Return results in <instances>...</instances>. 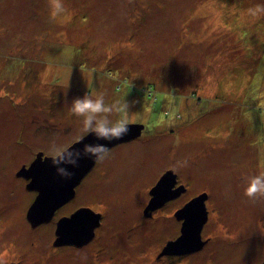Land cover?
Listing matches in <instances>:
<instances>
[{
	"label": "rangeland",
	"instance_id": "374dc122",
	"mask_svg": "<svg viewBox=\"0 0 264 264\" xmlns=\"http://www.w3.org/2000/svg\"><path fill=\"white\" fill-rule=\"evenodd\" d=\"M64 5L66 12L52 21L48 0H0V165L22 169L39 151L49 156L50 140L72 145L88 135L69 104L86 92L102 93L108 105H128L129 123L145 125L142 136L109 148L96 178L83 184L80 202L74 199L57 218L90 205L103 217L101 241L142 244L147 253L146 244L163 245L178 229L172 215L143 216L151 190L165 170L187 160L175 170L189 192L165 210L206 193V236L216 241L221 260L247 259L249 244H259L254 240L264 234V201L250 202L241 185L243 176L264 171V12L252 14L264 0ZM12 180L0 167V220L15 212L14 227L33 226L32 195L21 179ZM16 234L23 239L12 257L19 260L30 235L24 229ZM103 242L100 247H108ZM74 247L55 248L43 236L28 255L40 264H65L75 256L112 264L102 251L79 255Z\"/></svg>",
	"mask_w": 264,
	"mask_h": 264
},
{
	"label": "water",
	"instance_id": "95a60500",
	"mask_svg": "<svg viewBox=\"0 0 264 264\" xmlns=\"http://www.w3.org/2000/svg\"><path fill=\"white\" fill-rule=\"evenodd\" d=\"M129 132L119 140L99 141L107 144L109 148L120 141L137 138L141 135L145 125L141 123H129ZM96 142L92 135H86L75 142L76 148H82L85 143ZM96 162L90 158H84L79 166L72 169L74 175L71 179H64L57 175L55 167L51 164L49 156L39 152L29 167H23L19 173L25 175L30 182L29 189L38 192L34 202L28 210V218L33 225L48 221L55 211L75 197V189L92 170ZM177 174L171 169L162 175L157 184L151 190L152 198L146 209L149 215L155 209L162 207L167 201L176 198L184 190V186L173 189ZM207 194L203 193L189 200L176 215L184 219L181 235L169 241L165 252L188 253L203 247L202 230L208 221V209L206 205ZM101 214L90 207H81L68 217L61 218L57 223V244L83 245L91 241L95 235V229L101 223Z\"/></svg>",
	"mask_w": 264,
	"mask_h": 264
},
{
	"label": "flooded vegetation",
	"instance_id": "af4514ba",
	"mask_svg": "<svg viewBox=\"0 0 264 264\" xmlns=\"http://www.w3.org/2000/svg\"><path fill=\"white\" fill-rule=\"evenodd\" d=\"M141 136L142 135H140L139 137L134 138V139L135 140L140 139ZM79 139H77V140H79ZM77 140H75L74 142H76ZM39 152H42V151H39ZM37 154L33 157V159L30 162L23 163L22 168L23 167H29L31 165V163L34 161V159L36 158ZM44 156H46L45 153H44ZM12 157L13 156H11L10 158H12ZM98 164H100V163H96L93 170L87 176H85V178L81 181V183L76 187L75 197L72 198L70 201H68L66 204L59 207L55 211L52 218L49 219L48 221H45V222H42V223H39V224H36L33 226L30 225V227L26 226V228H25L24 224H23L24 226L18 225L17 227L16 226L14 227V225L12 224V221L14 222L15 218L12 221H10V219L14 214H16L15 212L9 213V215H8L9 221L6 220V218L3 221L0 220V264H40L38 259L34 260V258L31 255L30 256L28 255V253H29L28 250L32 245L40 243L43 236H46V237L48 236L49 243L51 245L55 246V248H59V246H62V245H59L56 243V241L58 239V235H57V223H58V221L63 217L70 216L72 213H74L75 211H77L81 207H90L91 209H92V207L90 205H86V204L82 203L75 208L74 212H71L68 215H62L59 218H57V216L64 206L72 205L73 204L72 202H74V199H75V204L78 201L80 202V198H81V196H79L80 190L83 187V184L87 180H89L90 178L91 179L96 178L95 168L98 166ZM0 167L4 173L13 177L12 181H16L19 179L25 180V182L24 181L22 182L21 180H19L18 182L20 185H22V183H23V185L26 187L28 192L31 193L32 200L29 203H31V205H32V203L34 202L38 192L35 190L29 189L28 184L30 182V179H28L25 175H20V176L18 175L19 179L15 178L17 173L19 172V169H21V165L19 168H17V167H14L12 165H9L7 162H4L0 165ZM171 169L177 174V178H176L177 181H176V184H175L173 189H176L177 187L182 185V186H184L185 190L176 198L167 201L162 207L155 209L152 212L150 211L149 215H147L146 212H143V216L147 220H153L159 214L164 216V217L165 216L169 217L172 215L171 217L174 219L175 223L177 224L178 229L176 230L177 227L175 225L174 228L176 231L173 232V234L165 240V242H166L165 244L157 245L155 247H153L151 244H146L147 247L145 249L148 250L147 253H143L144 246L142 244L135 245V244H132L128 241L122 242L118 245L112 244L113 246H110V245L106 244L105 242L101 241V239H100L102 236L99 234V232H100L99 230L101 228V225L103 224L102 223L103 217H101V223L95 229V235L91 241H89L83 245H80V246L73 244V246H75L74 247L75 252H76L75 254L81 255V253H84L88 249H89L88 251H90V253H94V254L100 253L102 251L104 258H106L108 263H112V264H145V263L146 264H156L157 262H159L161 264V261H163L165 264H175V262L180 261V259L182 261H184L183 264H264V234H262V237L259 238V241H258V239L254 240L255 242H259V244H256V243L249 244L250 245V252H249L250 255L247 257V259H246V257H243V261H240L239 258H233V259H230L229 261L223 260V259L221 260V256H220L221 250H220L219 246L216 244V241L212 240L211 237L206 236L207 234H205V229H206L205 226L207 223L204 225L203 230H202V239L205 243L201 249L193 251V252H188V253H175L174 254V253H171L170 251L165 252V247H166L167 243L169 241L176 240L181 235V229L183 226L184 219H179L176 215V212L179 211L180 209H182V207L189 200H191V198L189 200H186V202L183 205H181L178 209H174L173 211L165 210V207H167L168 205L174 204L175 201L182 199L183 196H185L189 192L188 183L184 182L182 180L179 172H177L173 168H169V169L165 170L159 176L158 181L164 173H166L168 170H171ZM92 175H93V177H92ZM83 193L87 194V192L84 190V188H83ZM150 199H151V194L149 196L148 201H150ZM76 200H78V201H76ZM70 203H72V204H70ZM165 212H168V213L164 214ZM18 221H19V219H18ZM21 229H24V231L26 233L25 234L26 238H27V235H30L28 238L30 240L28 241V245H25V244L21 245V247L24 248V250H26V251L23 253L24 256H22V259L17 260V259H15V257H12V255L13 254L15 255V252H16L15 247L17 244H19L17 242L23 239L22 236H19L16 234V232L17 231L20 232ZM38 229H41L44 231L50 229L52 232L51 231H45L48 234V235H46L44 233L37 232L36 230H38ZM255 229H256V226L253 228V231ZM39 234H42V235H39ZM100 241H101V243H100ZM102 242L105 243L108 247H106V246L100 247ZM146 242L148 243V241H146ZM43 244H45V240H44ZM64 245H67V244H63V246ZM96 245L99 246L98 249L95 248ZM104 249H106V251H104ZM40 251L45 253L48 251V249L46 250V248H44L42 245L40 248ZM144 254H146V256L143 259L142 256ZM195 255H196V257H194ZM239 262H243V263H239ZM65 264H95V263L89 261L88 256L83 257L82 259H81V257L77 258V256H75V261L73 260L72 262H67Z\"/></svg>",
	"mask_w": 264,
	"mask_h": 264
},
{
	"label": "clouds",
	"instance_id": "9594fccd",
	"mask_svg": "<svg viewBox=\"0 0 264 264\" xmlns=\"http://www.w3.org/2000/svg\"><path fill=\"white\" fill-rule=\"evenodd\" d=\"M48 6L52 21H56L66 12L64 0H48ZM262 12H264V7L257 6L252 14L257 15ZM69 111L81 118L83 132L92 135L96 142L85 143L82 148H76L66 142L50 140L47 152L51 164L55 167L57 175L64 179L72 178L74 175L72 169L78 167L84 158L101 163L109 157V147L99 141L119 140L129 132L128 105H108L102 93L92 95L86 92L83 96L73 97L69 104ZM113 113L124 115L122 118L112 119ZM187 163V160H178L173 167L178 170L187 166ZM241 185L243 195L250 202L264 201V171L243 176Z\"/></svg>",
	"mask_w": 264,
	"mask_h": 264
}]
</instances>
